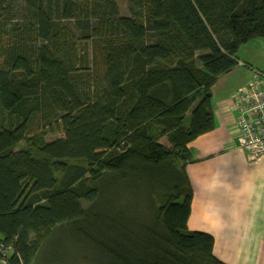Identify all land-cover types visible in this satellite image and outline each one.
<instances>
[{
  "label": "trees",
  "instance_id": "obj_1",
  "mask_svg": "<svg viewBox=\"0 0 264 264\" xmlns=\"http://www.w3.org/2000/svg\"><path fill=\"white\" fill-rule=\"evenodd\" d=\"M118 1L0 0L7 264L57 231L95 264H223L187 229V146L212 130L210 88L238 48L264 39V0Z\"/></svg>",
  "mask_w": 264,
  "mask_h": 264
},
{
  "label": "crops",
  "instance_id": "obj_2",
  "mask_svg": "<svg viewBox=\"0 0 264 264\" xmlns=\"http://www.w3.org/2000/svg\"><path fill=\"white\" fill-rule=\"evenodd\" d=\"M238 63L210 88L213 128L187 146L185 173L192 191L187 229L212 237L223 264H264V159L237 146L234 93L264 74V39L248 41ZM233 99V100H232Z\"/></svg>",
  "mask_w": 264,
  "mask_h": 264
},
{
  "label": "built area",
  "instance_id": "obj_3",
  "mask_svg": "<svg viewBox=\"0 0 264 264\" xmlns=\"http://www.w3.org/2000/svg\"><path fill=\"white\" fill-rule=\"evenodd\" d=\"M234 102L238 112L237 146L252 160L264 159V74L254 71L252 80L234 93ZM10 252L11 248L0 240V264H7Z\"/></svg>",
  "mask_w": 264,
  "mask_h": 264
},
{
  "label": "rangeland",
  "instance_id": "obj_4",
  "mask_svg": "<svg viewBox=\"0 0 264 264\" xmlns=\"http://www.w3.org/2000/svg\"><path fill=\"white\" fill-rule=\"evenodd\" d=\"M118 7L121 15H127V6L124 0L118 1ZM1 116L0 112V119ZM42 128L38 129L37 125L33 124L30 130L33 133L36 130L41 131ZM49 129L51 132L44 137L46 142H52L61 137L59 126L52 124ZM23 145L24 143L21 142L19 147ZM94 260L95 256L83 245L77 244L72 234L57 231L46 237L33 264H95Z\"/></svg>",
  "mask_w": 264,
  "mask_h": 264
},
{
  "label": "bare ground",
  "instance_id": "obj_5",
  "mask_svg": "<svg viewBox=\"0 0 264 264\" xmlns=\"http://www.w3.org/2000/svg\"><path fill=\"white\" fill-rule=\"evenodd\" d=\"M259 72H260V71H259ZM253 75H254V74H253ZM253 75H252V76H253ZM252 78H253V77H252ZM232 100H233V99H232Z\"/></svg>",
  "mask_w": 264,
  "mask_h": 264
}]
</instances>
